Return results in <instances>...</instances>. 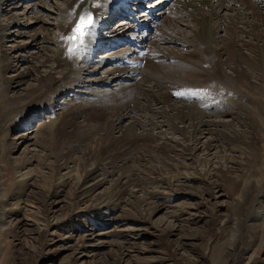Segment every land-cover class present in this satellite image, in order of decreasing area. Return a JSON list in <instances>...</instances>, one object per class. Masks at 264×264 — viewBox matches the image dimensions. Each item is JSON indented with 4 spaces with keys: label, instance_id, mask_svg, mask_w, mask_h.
I'll return each mask as SVG.
<instances>
[{
    "label": "rangeland",
    "instance_id": "rangeland-1",
    "mask_svg": "<svg viewBox=\"0 0 264 264\" xmlns=\"http://www.w3.org/2000/svg\"><path fill=\"white\" fill-rule=\"evenodd\" d=\"M2 1L0 24L6 26L4 24L11 21L12 15L17 16L19 22L0 30L3 52L0 53V209L3 208L1 211L6 215L0 220L3 223L0 228V264H264V132L258 130L263 127L259 118L264 115V49L259 57L263 64L256 65L254 70V66L251 69L249 61L245 60V55L247 53L248 56L249 52L251 56L255 55L246 45L242 46L245 58L238 70L244 69L247 82H241L242 88L236 89L234 95L224 93L215 100L207 98L200 101L203 104L197 109L203 112L199 117L204 123L201 130L194 133L187 119L180 122L179 118L173 117L177 110L171 108L187 113L190 106L196 104L199 95L189 97V89V92H183L176 87H166L171 100L169 105H152L154 112H151L138 89V86L150 83L142 78L144 67L134 78L124 75L105 82L101 79L109 76L118 64L106 58L117 52L133 50V47L138 52L160 46L166 52L189 54L195 42L204 49V43L197 37L200 29L197 18L181 13L169 19L170 8L164 7L166 11L156 20V32L149 30L150 36L136 46L134 39L141 28L129 29L132 24L129 22L134 21H129L125 6L113 12V21L110 20L112 10L109 9V13L103 11V21H108L105 27L111 23L114 29L121 31V26H125L123 29L128 27V30L111 38L102 48L86 50L88 61H83L85 57H78L72 64L78 71L75 70L67 82L60 80L62 83L55 86L53 93V89L49 92L43 90L46 85L47 88L50 86V82L42 86L41 81L48 76L57 80L63 76V69L55 63L60 47L58 33L60 37L61 32L58 14H70L72 0ZM132 1H129L130 6L137 8L139 21L146 19L140 15L142 12L146 14L145 7L153 8L156 3L143 0L144 5L138 7ZM216 12L222 17L233 11L220 9ZM118 15L121 18L116 19ZM251 20L250 17V22L254 23ZM103 28H98L97 34L103 39L112 37L109 32L115 30ZM221 29L223 31L217 30L219 36L225 34L223 26ZM246 31L239 39L230 38H235L239 44L246 40L255 42L248 27ZM159 34L186 41L187 46L158 43ZM257 43L262 45L264 38ZM212 46L215 47L216 43ZM47 56L52 58L50 65L46 64ZM212 59L220 60L225 74L236 82L237 76L229 56ZM164 61L159 63L171 64ZM4 65L10 68L5 71ZM198 68L203 69V73L207 66L200 62ZM199 87L202 86L194 88L199 90ZM194 88L191 94L195 93ZM122 91L126 93L121 97L124 100H120L125 102L119 101L121 105H118L122 116L117 113L111 121L115 123L111 131L114 136L122 138L123 130L129 128V133L140 137L147 129L149 131L145 130L147 132L144 131L143 135L153 134V144L173 142L181 149L188 142L186 136L192 132L196 138L189 142L191 147H195L194 154L189 156L179 150L171 151L164 159L150 149L139 147L140 141L132 142L129 153L121 156L115 164L99 166L103 171L108 170L107 182L87 201H82L80 192L87 183L83 185L76 176L61 181V176L69 169L76 174L79 170L80 174L86 172L90 166L85 169L77 159L84 155L80 148L85 141L78 140V137L83 138L85 131L106 133L108 126L97 124V118L101 116L97 114L102 110H96L97 116L90 115L87 119L84 115L78 117L69 127L64 124V133L54 131L53 122L59 117L63 123L67 122L69 111L62 112L68 108L67 102L84 99L92 103L104 96L113 99L114 94H122ZM43 98L47 101L41 100ZM126 102L131 108L125 107ZM93 105H88V108H94ZM162 109L169 110L168 117L153 114L164 112ZM74 127L78 135L68 138V132ZM222 132L233 138L239 134L241 141L232 144L220 136ZM73 145H79V148L76 146L78 151L73 150ZM64 151L72 154V159L66 164L64 158L59 159ZM105 152H100L101 156L106 155ZM130 156L142 161L139 166L141 176L135 178L140 186L129 187L130 191L124 197L115 199L111 196V188L117 177L116 169L131 164ZM28 169H32L33 174L26 181L21 180L19 174ZM257 211L261 212L258 217Z\"/></svg>",
    "mask_w": 264,
    "mask_h": 264
},
{
    "label": "bare ground",
    "instance_id": "bare-ground-1",
    "mask_svg": "<svg viewBox=\"0 0 264 264\" xmlns=\"http://www.w3.org/2000/svg\"><path fill=\"white\" fill-rule=\"evenodd\" d=\"M125 1L129 2L130 0H125ZM162 1H164V0H159V3ZM1 2H3V1L0 0V3ZM71 2H72V4H71L72 9L70 10L71 15L68 13L58 14V19H60L59 27H60L61 32H60V37H59V33H58V40H60V45H59L60 47L58 50L59 56L57 57L56 61H55V57H56L55 54L56 53L54 52L55 53L54 54V61H55V63L58 64L59 67H61L63 69L64 73L62 72L63 76L59 80H57V79H55V77H51V76H48L45 79L42 78L43 79L41 81L42 86H44L47 82H50V86L48 88H47L48 85H46V87L43 88V90L45 92L53 89L52 91L54 93L55 88H56L55 86L59 85V83L61 81L67 82L70 79L71 74L73 72H75V70L78 71V69H75V67L74 68L72 67L73 62L76 61V59L78 57L79 58L85 57V58H83V61L84 60L88 61V58H87L88 55L85 53L86 50L91 49L90 51H92V49H95V48H102L106 44V42L110 41L111 38H115L118 35H122L128 30V27H127V29H123V28H126L125 26L124 27L121 26V29H122L121 31H119L117 28L114 29L111 23H109L105 27V22H108V21H103V18L101 16L103 11L106 13H109L108 10L110 9V10H112L111 12L113 13L119 7H123L122 5H124L123 4L124 0H72ZM139 3H143V2H139ZM165 8H167L166 5H165ZM168 8H170L169 11H171L170 12L171 17H168L169 19H174L173 15L174 16H175V14L181 15V13H183L182 15L189 14L188 16H190L191 18L192 17L197 18V20L200 24V29H199V32L197 34V37H198L199 41L204 43V45H205V47L203 46L204 49H202V47H200L198 45V43L193 42L194 49L189 54H186V53H184V54L180 53L179 54L178 52H177L178 54L176 52H166L163 50L164 47H160V46H157L156 48H154L152 46L149 51H145V52H143L141 50L138 52L136 48H133V50L129 49L125 52H117L115 54H112L109 58H106V59H109L111 61H115V63L118 62V64L115 66V68L111 70L112 73L107 77H103L102 79L101 78H99V79H101V81L105 82V81H110V80L122 78L124 75H126L127 77H130V78H134V76L136 77L138 70L140 68L144 67L145 73H144L142 78L145 81H148L150 83H148L147 85L146 84L140 85V86H138V89H140V91L142 92L141 93L143 95L142 97L144 98L145 102L148 104V106H149L148 110H150L151 112H154L152 105H156V104L157 105L162 104L165 106L169 105L171 100H169L168 93H166V87L167 88L176 87V88L181 89L183 92H186L189 89L190 94L187 93L189 97L190 96L193 97L194 94L199 95L196 98V102H195L196 104L191 105L189 108V111L187 109H184V110H187V113L183 110H180L179 108H173V107H171V108H172V110H177L176 113L174 112L175 114H173L174 118L175 117L179 118L180 122L181 121L183 122L185 119H187V121H189V127H191V129L193 127L194 133H197V131L201 130V126H203V123H204V120L202 119V117H199L200 115L203 116V112L201 110L197 109V108H200V105L202 103L200 101L205 100L207 98H209L211 100L212 99L215 100V99H217V97H220V95L221 94L223 95L224 93H225L224 95H226V94L234 95L237 92L236 89H238L240 87L239 84L241 82L243 84L247 78V73L244 71L243 68L240 71L238 70V67L240 66L242 60H244L245 57L248 58V59L245 58V60L249 61L248 64H249V66H251V69L253 68L252 66H254V68H255V66L256 65L258 66L259 64H261V66H262L263 62L259 57L262 56L261 51H262V49H264V43L262 45H260V43H257V40H261L262 37L264 38V0H245V2H244V0H174L168 6ZM215 8H217V9H215ZM220 9L232 10L233 12L227 14L226 16L223 15L221 17V14H218L216 12V11L219 12ZM164 11H166V10L164 9ZM205 11L207 12V16L206 15L203 16V13ZM85 13L91 14V16L93 17V20H94V26L91 29V34L85 38L84 44L81 45L80 47H77V44H71L70 43V40L68 39V37H70L74 26L77 25L79 17L81 15H84ZM191 13H193V14H191ZM114 14L115 13L111 14L112 16L110 15L111 16L110 20H112V21L114 19ZM140 15L143 16L144 13H142ZM118 16L119 17H116V19L121 18L120 15H118ZM195 16H197V17H195ZM210 16L212 19V23L210 22ZM155 17L156 16H154V18H148L147 17L146 19L139 22V23H142L143 26H145V29H141L140 34H137L136 39L142 37V35H143V37H145L147 35V31L150 28L153 29L154 32H156L157 25L155 22V19H156ZM250 17L252 19L251 21H253L254 23L250 22ZM10 19H11L10 22L8 21L7 24H4L6 26H3L2 24H0V30L5 29L7 26H9L13 22H19V20L17 19V16L15 17V15L10 16ZM120 23L122 24V21ZM129 23H132V22H129ZM221 23H222V26L224 27V31H225L224 33L225 34L224 35L222 34L219 36L217 34V30L220 29L221 31H223L221 29V27H222ZM139 25H141V24L132 23L131 26H129V29L133 27V29L135 28L137 30ZM100 27H104L106 29H109V27H110V28H112V30H115L114 32H109V35H112V37L107 36L105 39L101 38L99 36V34H97L98 28H100ZM247 27L250 31V37H252L254 40L256 39L255 42L244 40L245 42H243L242 44H239L240 43L239 41H237V42L234 41V39L236 37L239 39L243 35L246 34L245 31H246ZM257 30L259 32H257ZM122 31H125V32L120 34V32H122ZM249 31H248V33H249ZM149 36H147V37H149ZM233 36L235 38L231 39ZM158 37H159L158 43L159 42H161V43H163V42L167 43L168 42V43H173V44H177V45L187 46L186 41H182L180 39H172L171 37H167L166 35L162 36V34H159ZM0 38H1V36H0ZM136 39H134V40H136ZM68 43H69V45H68ZM213 43L214 44L216 43L215 47L212 46ZM153 44H155V43H153ZM243 45H246V47H248L252 51L251 53H254L255 56H251L252 54H250V52H249L250 56H249V54L247 56V53H246L245 57L243 58V56H244L243 50H242ZM0 47H1V43H0ZM70 48L73 49V51H70ZM58 52H57V54H58ZM80 52H81V54H80ZM0 53H3L1 48H0ZM138 53H140V54L138 55ZM126 54H128V56ZM225 55L230 57L229 61L231 60L232 64L234 65V67H233L234 71L233 72H235L236 73L235 75L237 76L235 78V81L239 82L237 84H236V82H234L233 79H231L232 76L228 75V76H230V78H229L225 74L222 62L220 60L217 61V59H216V61L212 59V58L215 59V57L222 58ZM241 55H242V57H241ZM45 58H46L45 59L46 64L51 63V60H52L51 56H47ZM161 60H166L164 62H168L171 64L170 65L160 64ZM169 61H171V62H169ZM198 62L199 63L201 62V64H204L207 66V69H205L206 67L204 68L205 72H203V73L201 72V71H204L203 69L199 70L202 65H200L199 66L200 68H198V64H199ZM143 63H144V66H143ZM157 63H159V64H157ZM48 65H50V64H48ZM9 68H10L9 65H7V66L4 65L5 71L8 70ZM58 69H60V68H58ZM254 70H256V68ZM177 79L179 81H182V83H179V81H174ZM188 80H192L193 84L186 82ZM97 81L99 82V80H97ZM185 83H187V84H185ZM179 84H182V85H179ZM193 85H195V86L198 85V86H202V87L201 88L199 87L200 88L199 89L200 91H199L198 88H196L197 90L194 88L195 86L192 87ZM245 85L246 84H244V86ZM247 86H249V85H247ZM192 88H194L196 90V91L194 90L195 93H193V94H191V91L193 92ZM240 88H242V87H240ZM201 89H203V90H201ZM222 91H223V93H222ZM254 93H257V92L255 91ZM123 94H126V93H124L122 91V94H121V92L114 94L113 99L104 98L105 96L103 98L100 97L99 100H97L95 102L92 101V103L91 102L89 103V101H83L84 99L81 101L67 102L68 108L66 110L62 111L64 113L69 111V119L67 118V122L63 123L61 121L62 119H60V117L56 118L53 122L54 131L60 130V132L62 131V133H64L65 129L63 130L62 128H66L65 125H67V126L70 125L73 121H76L77 119H79L78 117H81L84 115V119H87V118H89L90 115H96V113H97L96 110H98V112L100 110H102L101 114H97L98 116L101 115L97 118L98 119L97 124H100V125H102V124L106 125L107 124V126H108L106 133L101 134V133H97V132L95 133L94 132V133L90 134V133L85 131L83 133V135H84L83 138L78 137L79 138L78 140L85 141V144H82L83 147L80 148V149H82L84 155H82L81 157H79L77 159L79 161V165L80 166L84 165L83 167H85V169L88 166H90L86 170V172L84 171L83 173L80 174L79 173L80 170L77 167L79 170L78 171L79 175H77L78 173L76 174V172L73 169L72 170L69 169L64 174V176H61V178H62L61 181L71 180L74 176H76L78 178V181L82 182L83 185L85 183H87L83 186V188L80 192L79 198L82 201H87L94 191L99 189L102 185H104L107 182V177L109 175V172H108V170L103 171V168L101 169V168H99V166L103 165V167H104L106 165L109 166V165L115 164L118 160L121 159V156L124 157L127 153H129L128 151L130 150L129 148L131 147V144H133V143L136 144V141L137 142L140 141L139 143L141 145L139 147H141V148L143 147L144 149L145 148L150 149V151L155 153L156 156H158V155L162 156V157H164V159L168 158V156H169L168 153L171 151H177V152L181 151V153L183 155L188 154L189 156L194 154L193 151L195 150V147L194 148L191 147L189 141L195 140L196 135H193L191 131H190L191 134L189 133L188 136H186V140L189 142V144L187 142V144L181 146V149H178L176 147L177 145L175 146V144H173V142H171V143L170 142H163L161 144L160 143H157V144L154 143L153 144L152 142L154 141L153 139L155 138L153 134L147 133V135H143L144 131L147 129L143 130V132H142L143 134L140 135V137H138V135H136L137 136L136 137L134 133H132V134H131V132L129 133V131H130L129 128L123 130L122 138L119 136H114L111 131H112V127H115V123H111V121L113 120V116L116 115L117 113H119L120 107H118V105L119 104L121 105V103H119V101L123 99V98H121L123 96ZM48 96H49V94H48ZM174 96L177 97V95H174ZM47 97H46V99H47ZM50 97H49V99H50ZM46 99L43 98L41 100L45 101ZM120 102H122V101H120ZM124 102H122V103H124ZM93 104H96V105H93ZM88 105H91V106L93 105L94 108L90 109V108H88L89 107ZM125 107L131 108V105L129 104V102L128 103L126 102ZM263 107H264V105H263ZM64 108H62V109H64ZM181 109H182V107H181ZM203 111H205V110H203ZM167 112L165 110L164 112H157V113H153V114H155V115L160 114V115H164V117H165L169 114ZM117 115H120V113ZM121 116H122V114L120 115V117ZM173 117H171V118H173ZM115 118H116V116H115ZM259 119H261L263 127H262V129H258V130H263V131H261L263 133L264 132V115H262V117ZM166 120H168V118ZM86 121H84V123ZM169 122H171V120ZM77 128H80V126ZM77 128L74 127L73 131L68 132L67 137L72 138V137L78 135ZM131 130H132V128H131ZM147 131H149V130H147ZM147 131H145V132H147ZM89 132H93V131H89ZM224 133L222 132V134H220V136L222 135V137L224 139L228 140L232 144H234V141L235 142L241 141L242 137L239 134H236V136H234L235 138H233L232 136L229 137ZM53 135H54V133H53ZM261 135H260V137H261ZM45 137H47V136H45ZM245 137L250 138V137H247V135H245ZM184 140H185V137H184ZM56 141H57V139H56ZM46 142H47V140H46ZM48 142L50 143V141H48ZM49 143H48V146H49ZM56 144H57V142H56ZM76 146H78V148H79V145H73L72 148H73V150L77 149V151H78V148ZM112 146H113V148L110 149V147H112ZM131 150H132V148H131ZM104 151H106L105 153H107V154L104 156H101L100 152L103 153ZM71 156H72L71 153L64 151L63 155L59 159L61 160L64 158L65 159L64 164H66L67 160L72 159ZM136 157H138V156H136ZM130 158H131V156H130ZM131 159L132 160H130V161L127 160L131 164H129V165L124 164L125 166L123 165L122 168L118 167L116 169L117 172L116 173L114 172L115 174H117V177H116L115 182L111 188V191H112L111 196L115 197V199H118L120 197H124L130 191L129 187L140 186L139 183L135 182V178L137 176L138 177L141 176V173H140L141 170L139 171V166H141L142 161H139V160L137 161V159L135 157H133ZM140 162H141V164H140ZM82 170H83V168H82ZM31 174H33L32 169H28L25 172H21L19 174V177L21 180L26 181L31 176ZM139 181H142V180H139ZM155 185H157V184H155ZM153 187H155V186H153ZM151 193H153V192H151ZM154 194H156V193H154ZM144 198L145 197H143V199ZM2 209H0V211ZM260 213H261L260 211H257L256 217H258ZM5 216L6 215L4 213H2V211H1L0 212V220L4 219ZM2 224L3 223H0V228L2 227Z\"/></svg>",
    "mask_w": 264,
    "mask_h": 264
},
{
    "label": "snow or ice",
    "instance_id": "snow-or-ice-1",
    "mask_svg": "<svg viewBox=\"0 0 264 264\" xmlns=\"http://www.w3.org/2000/svg\"><path fill=\"white\" fill-rule=\"evenodd\" d=\"M94 26V20L91 14L85 13L81 15L78 19L76 28L74 29V34L68 39L71 41L75 39L77 41V47H80L84 44L85 38L91 34V29ZM70 51L73 49L70 48ZM182 93H178L180 95Z\"/></svg>",
    "mask_w": 264,
    "mask_h": 264
},
{
    "label": "water",
    "instance_id": "water-1",
    "mask_svg": "<svg viewBox=\"0 0 264 264\" xmlns=\"http://www.w3.org/2000/svg\"><path fill=\"white\" fill-rule=\"evenodd\" d=\"M75 28H76V26H74V28H73V30H72V33H71L70 37L73 36V34H74V29H75ZM70 43H71V44H77V41H76L75 39H73V40L70 41Z\"/></svg>",
    "mask_w": 264,
    "mask_h": 264
}]
</instances>
